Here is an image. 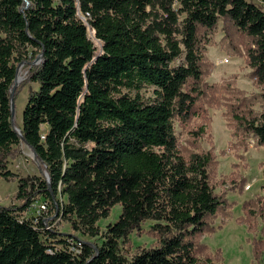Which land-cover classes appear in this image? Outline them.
<instances>
[{"label":"trees","instance_id":"16d2710c","mask_svg":"<svg viewBox=\"0 0 264 264\" xmlns=\"http://www.w3.org/2000/svg\"><path fill=\"white\" fill-rule=\"evenodd\" d=\"M219 20L251 38L246 63L264 88V12L251 0H0V151L22 142L40 163L39 175L18 179L20 203L0 204V264H201L194 242L221 203L210 154L182 156L173 120L195 112L199 44ZM87 25L101 43L94 60ZM22 62L37 89L16 127L10 92ZM236 117L264 148V112ZM39 196L91 236L112 206L121 210L99 244L74 253L77 238L46 228L53 217H23ZM145 220L159 245L127 258L120 243Z\"/></svg>","mask_w":264,"mask_h":264},{"label":"rangeland","instance_id":"374dc122","mask_svg":"<svg viewBox=\"0 0 264 264\" xmlns=\"http://www.w3.org/2000/svg\"><path fill=\"white\" fill-rule=\"evenodd\" d=\"M251 1L264 12V2ZM90 30L87 25V36L97 55L101 43ZM205 36L199 44L202 75L197 83L195 112L185 121L173 120L177 148L182 156L187 158L193 152L210 154L209 183L221 203L218 214L211 220V229L196 237L195 253L201 264H264V148L236 117L242 108L255 114L264 112V88L256 82L246 63L251 38L223 20ZM38 62L37 55L31 65ZM181 62L182 58H177L172 65ZM31 65L19 64L14 91L28 78ZM29 89H37V83L24 82L13 100L12 122L16 127L21 125ZM141 92L149 96L151 87H143ZM39 165L31 149L22 142L12 144L7 153L0 151V204H19L15 197L18 179L39 175ZM41 199L37 197L22 215L32 219L33 205ZM48 207V212L53 214L50 204ZM120 210L119 204L112 206L109 215L97 222L96 236L74 230L62 217L52 220V228L58 232V239L70 235L76 240L99 244L107 226L118 219ZM153 223L143 221L138 232L132 231L129 240L120 243V252L131 258L141 250L157 247L158 236L150 230Z\"/></svg>","mask_w":264,"mask_h":264},{"label":"built area","instance_id":"2783aa9c","mask_svg":"<svg viewBox=\"0 0 264 264\" xmlns=\"http://www.w3.org/2000/svg\"><path fill=\"white\" fill-rule=\"evenodd\" d=\"M27 209L24 212H26ZM48 211H49V207H48V202L46 200L41 199V200L36 201L34 203L33 209H32V217H33L32 221H33V223L35 224V222H37V220L39 218H43V220H45V219L51 220V217H53V219L60 217L59 214L58 215L56 213L50 214ZM24 218H26V217H24ZM49 227H52V222L50 224L46 225V228H49ZM44 239L45 238L42 237V240H44ZM81 247H82V241L81 240H75V241H73L72 244H70L69 249L75 253V252H79ZM48 251H50V250L48 249Z\"/></svg>","mask_w":264,"mask_h":264},{"label":"water","instance_id":"95a60500","mask_svg":"<svg viewBox=\"0 0 264 264\" xmlns=\"http://www.w3.org/2000/svg\"><path fill=\"white\" fill-rule=\"evenodd\" d=\"M79 17H80L81 19L83 18V19L85 20V18H84L82 15H80ZM83 19H82V20H83ZM92 30H93V29H92ZM93 33H94V30H93ZM96 56H97V55L94 56L93 60L96 58ZM38 58H39V56H38ZM13 91H14V86L12 87V90H11V92H10V110H11V114L14 113V108H15V106H14V101H13Z\"/></svg>","mask_w":264,"mask_h":264}]
</instances>
